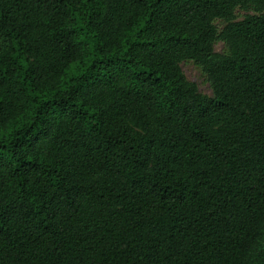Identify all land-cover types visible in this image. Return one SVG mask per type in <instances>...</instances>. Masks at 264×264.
<instances>
[{
	"label": "trees",
	"instance_id": "trees-1",
	"mask_svg": "<svg viewBox=\"0 0 264 264\" xmlns=\"http://www.w3.org/2000/svg\"><path fill=\"white\" fill-rule=\"evenodd\" d=\"M0 264H264V0H0Z\"/></svg>",
	"mask_w": 264,
	"mask_h": 264
},
{
	"label": "rangeland",
	"instance_id": "rangeland-1",
	"mask_svg": "<svg viewBox=\"0 0 264 264\" xmlns=\"http://www.w3.org/2000/svg\"><path fill=\"white\" fill-rule=\"evenodd\" d=\"M236 14H237L238 20H242L247 14H253V12L238 9ZM216 25L219 29H221V28H223V26L225 24L222 21L218 20V21H216ZM215 50L217 52H221V53L225 52V46H224L223 42H221V41L217 42L215 45ZM181 67H182L186 77L189 80H191L197 84L199 91L201 93H204V94H207L210 96L213 95L211 85L208 82L207 77L202 72L200 67H198L193 61L182 62Z\"/></svg>",
	"mask_w": 264,
	"mask_h": 264
}]
</instances>
